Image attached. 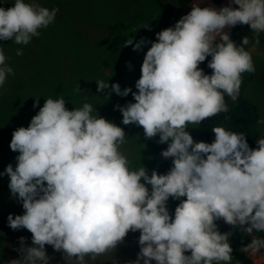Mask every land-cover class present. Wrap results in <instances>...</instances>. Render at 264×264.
<instances>
[{"label": "clouds", "instance_id": "obj_1", "mask_svg": "<svg viewBox=\"0 0 264 264\" xmlns=\"http://www.w3.org/2000/svg\"><path fill=\"white\" fill-rule=\"evenodd\" d=\"M58 12L39 0L0 6V41L26 46ZM237 25L250 26L251 40L232 39ZM261 34L264 0H229L219 8L193 3L174 25L155 34L135 82L138 91L96 81L97 92L108 90V98L132 94L134 102L114 108L123 125L142 127L146 139L158 136V143L167 144L161 156L172 166L163 174H149L141 158L134 165L122 151L129 138L125 129L99 115L88 97L71 110L63 95L45 99L28 126L13 131L9 147L18 153L17 163L0 172L24 210L9 213L8 227L31 233V245L20 237L19 258L8 264H51L46 245L69 264H86V257L116 252L137 231L139 251L125 264H232L231 233L220 231L217 222L249 235L264 232V136L253 148L243 131L226 124L213 126L210 143L195 140L187 129L229 112L225 96L236 101L242 73L256 71L245 46L259 44ZM147 43L131 38L124 46L141 51ZM209 56L211 74L200 67ZM7 61L0 47V88L15 75ZM257 124L264 125V117ZM170 198L179 201L174 215ZM249 248H264V238L254 237L241 250Z\"/></svg>", "mask_w": 264, "mask_h": 264}, {"label": "rangeland", "instance_id": "obj_2", "mask_svg": "<svg viewBox=\"0 0 264 264\" xmlns=\"http://www.w3.org/2000/svg\"><path fill=\"white\" fill-rule=\"evenodd\" d=\"M164 1L170 4V26L192 8L191 5L185 12H181L176 0ZM6 2L0 0V6L9 7L14 0ZM39 2L49 9L59 8L55 22L48 28L40 30L39 37H34L26 46L17 45L13 41H0V47H3L8 57L7 62L15 72V75L7 78L3 88H0V172H4L8 165L4 164V160L9 156L16 160L15 157L18 155L9 147L13 131L20 126L27 127L31 118L39 111V107L43 106L45 99L49 97L55 99L63 95L66 107L70 110L82 106L84 98L88 97V102L96 105L99 115L125 129L129 138L122 151L133 160L134 165H138L141 158V163L148 168L149 174L152 169L161 174L166 173L172 166L170 158L164 159L161 156V151L167 144L158 143V136L146 139L142 127L123 125L122 113L114 108L117 104L125 105L129 95L120 97L112 93L108 98L105 95L108 90L98 93L96 84L97 80L109 79L110 84L118 82L122 89L124 87L134 89L135 82L141 75L144 54L151 46L150 42L156 39L157 32L166 28L162 8L157 0H39ZM193 3H200L201 7L214 5L219 8L227 5L229 0H223L219 4L212 0H194ZM249 32L251 40L253 33L250 26ZM131 38L134 42L144 38L149 43L145 44L141 51H134L132 46H124V42ZM245 47L252 51L256 71L248 80L244 73L243 93L257 106L261 119L264 117V83L258 74L264 68V34H261L259 44L252 40ZM17 48L23 49L22 56L16 55ZM31 80L34 84L27 86ZM76 88H80V91L74 92ZM37 99L39 104L36 108L34 104ZM32 111L34 113L26 123L24 118L26 115L29 117ZM187 130L195 140L205 141L198 126H190ZM258 131L259 138L264 136V125H258ZM10 163L15 167L17 162ZM5 177L8 176L6 174L0 176V264H8V261L19 258V253L15 249L20 246V237H26V243L31 245L30 232L26 229L14 231L8 227L9 213L22 214L24 210L22 204L11 196L9 180L1 181ZM178 203V200L169 199L168 207L171 214L174 215ZM139 235V231L130 232L116 252L99 256L95 260L86 257V264H125L128 260H134L139 251L137 243ZM251 235L252 238H260L255 231ZM46 250L49 256L54 257L51 264H69L63 259L62 254L55 252L51 246L46 245ZM246 252L253 264H264V248L257 251L249 248ZM186 254L190 255V252ZM237 262L243 264L233 256L232 264Z\"/></svg>", "mask_w": 264, "mask_h": 264}, {"label": "trees", "instance_id": "obj_3", "mask_svg": "<svg viewBox=\"0 0 264 264\" xmlns=\"http://www.w3.org/2000/svg\"><path fill=\"white\" fill-rule=\"evenodd\" d=\"M212 1L219 4L223 0H212ZM157 2L162 8L166 27H169L170 26V13H169L170 4L168 2H165L164 0H157ZM176 2H177V5L180 11L185 12V10L192 5L194 0H176ZM230 31H231L230 34L232 35V39L235 40L237 44H239L241 38L245 35H247L250 38L249 25H237L234 28H231ZM210 59H211L210 56L207 57L206 61L200 65V67L203 68L205 73L207 74H211V71H212L210 68L207 67V61ZM245 73H246L247 80L254 76V73H248V72H245ZM258 77L264 83V68L259 72ZM243 81H244V73H242L241 90H240L239 97L237 98L236 101H233L230 97L225 96L226 103L229 107L228 113H221L210 119H206L200 125H198L199 131L201 135L204 137L206 142L210 143L214 140V133L211 131L213 126L220 125V124H226L227 127H230L235 131H243L247 136V140H248L250 147H253V148L256 147V140L259 138L258 124H257V121L259 120V112H258L257 106L244 95L243 93L244 86H242L244 84ZM33 84H34V81L31 80V83L28 84L27 86H30ZM132 91L135 92L138 90L134 87ZM22 93L23 92H21V94ZM25 93L28 94L29 92H25ZM35 95L37 96L38 92L35 93ZM128 102H134V98L131 93L127 97L126 104ZM31 113L32 114L29 115V117L28 115H26V117L24 118L26 123H27V120L33 115L34 112L32 111ZM5 158H8V157H5ZM12 158H13L12 156H9L8 159L4 160V164L5 165L9 164L10 161L16 162V160L14 159L12 160ZM8 180H9L8 177H5L3 180L1 179L2 182L8 181ZM217 223H218L220 231L224 232L222 229L221 221H218ZM233 232L235 236L238 238V242L235 243L234 237L230 236V243L233 248L232 255L236 259L242 261L243 264H253V261L248 255V253L246 251L241 250L251 243L253 239L252 235H249L248 233L244 232L239 226H236L235 228H233ZM257 234L260 236V238H264V232L257 233Z\"/></svg>", "mask_w": 264, "mask_h": 264}, {"label": "water", "instance_id": "obj_4", "mask_svg": "<svg viewBox=\"0 0 264 264\" xmlns=\"http://www.w3.org/2000/svg\"><path fill=\"white\" fill-rule=\"evenodd\" d=\"M221 224H222L223 231L231 233L230 236L234 237V242L237 243L238 242V238L235 236V234L233 232V227L231 225L226 224L222 220H221Z\"/></svg>", "mask_w": 264, "mask_h": 264}]
</instances>
